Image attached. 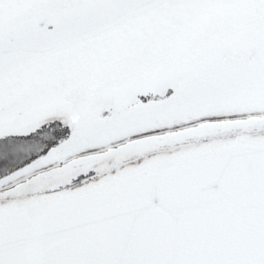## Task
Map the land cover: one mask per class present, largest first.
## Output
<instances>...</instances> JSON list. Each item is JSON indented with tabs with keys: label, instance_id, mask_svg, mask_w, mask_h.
Masks as SVG:
<instances>
[{
	"label": "snow or ice",
	"instance_id": "1",
	"mask_svg": "<svg viewBox=\"0 0 264 264\" xmlns=\"http://www.w3.org/2000/svg\"><path fill=\"white\" fill-rule=\"evenodd\" d=\"M0 264H264V0H0Z\"/></svg>",
	"mask_w": 264,
	"mask_h": 264
}]
</instances>
